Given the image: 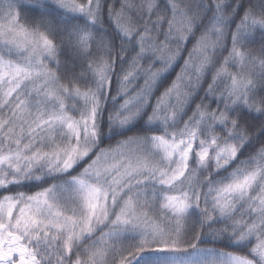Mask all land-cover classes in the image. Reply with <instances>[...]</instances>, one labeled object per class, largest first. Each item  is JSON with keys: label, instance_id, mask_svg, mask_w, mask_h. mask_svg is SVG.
Returning <instances> with one entry per match:
<instances>
[{"label": "clouds", "instance_id": "obj_1", "mask_svg": "<svg viewBox=\"0 0 264 264\" xmlns=\"http://www.w3.org/2000/svg\"><path fill=\"white\" fill-rule=\"evenodd\" d=\"M9 199L33 264H264V0H0Z\"/></svg>", "mask_w": 264, "mask_h": 264}, {"label": "snow or ice", "instance_id": "obj_2", "mask_svg": "<svg viewBox=\"0 0 264 264\" xmlns=\"http://www.w3.org/2000/svg\"><path fill=\"white\" fill-rule=\"evenodd\" d=\"M7 159V157H4ZM131 204V202H129ZM174 201H171L168 206H173ZM183 205H175L177 212L183 211ZM15 208V204L9 199L6 202L0 203V214H7L9 217L12 215V209ZM23 219V217H21ZM121 221L128 223V221L121 216ZM20 221H17L16 226L19 227ZM155 230V229H154ZM11 237V238H10ZM18 257L20 264H33L31 254L29 250L20 243L19 237L11 232L5 233L0 231V264H7L9 259Z\"/></svg>", "mask_w": 264, "mask_h": 264}]
</instances>
